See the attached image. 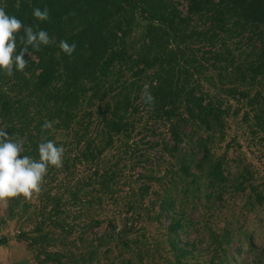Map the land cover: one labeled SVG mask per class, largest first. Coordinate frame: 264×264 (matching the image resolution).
<instances>
[{
	"label": "trees",
	"instance_id": "obj_1",
	"mask_svg": "<svg viewBox=\"0 0 264 264\" xmlns=\"http://www.w3.org/2000/svg\"><path fill=\"white\" fill-rule=\"evenodd\" d=\"M184 1L185 12L176 0H0L7 14L54 41L40 51L29 46L33 58L25 54L23 73L0 72V130L23 139L21 155L38 160L47 140L64 148L63 167L49 168L37 209L18 198L0 217L1 225L33 215L34 226L18 229L16 240L36 249L40 262L90 264L117 240L126 264H145L147 256L165 264H231L238 240L259 263L242 225L233 230L226 221L216 230L210 219L241 194L243 209L264 221V180L241 156H228L236 140H227L236 118L251 142L264 141V0ZM34 8H47L50 19L37 20ZM61 40L76 44L71 57L59 49ZM22 47L18 36L16 54ZM145 84L154 106L143 102ZM45 121L53 128L42 130ZM154 123L166 128L168 141L135 139L144 131L156 136ZM142 143L160 144L167 166L163 176L147 173L123 192L125 168L137 164ZM149 181L160 184L155 197ZM106 206L114 216L123 211L118 233ZM162 219L165 248L156 238L151 248L139 229ZM104 222L111 232L97 234ZM191 230L207 237L202 248L204 238L187 240ZM132 231L138 233L130 238ZM8 242L1 234L0 246Z\"/></svg>",
	"mask_w": 264,
	"mask_h": 264
},
{
	"label": "rangeland",
	"instance_id": "obj_2",
	"mask_svg": "<svg viewBox=\"0 0 264 264\" xmlns=\"http://www.w3.org/2000/svg\"><path fill=\"white\" fill-rule=\"evenodd\" d=\"M176 1L180 2L179 9L182 12H185L186 2L184 0ZM230 122L231 125L227 130V140H230L234 137L236 141L234 146L231 145L228 156L230 158L237 155L241 156L246 163L259 171V174L264 180V141L262 144H254L246 135V132H244L246 128L243 124H238L236 118L230 120ZM152 128L155 129L154 133H156V136H153V134L149 133L148 131H144L139 135L135 134V139L146 135L147 139L151 142L155 140L159 143L161 140H169V134L165 127L163 128L162 126L154 123L152 124ZM230 142H232V140ZM236 143L238 145H236ZM221 150L222 148H220L219 151ZM135 158L137 164H135L134 167H131L129 162L125 168L124 178H126V186H123V192L129 190L128 187L130 184L134 187H138L142 182L145 181V178L143 176H145L147 173H153L157 176H163L165 167L167 166L166 161L169 159L166 154H163L161 152L160 144L155 147H148L143 143L140 145ZM229 162L232 166L231 169L234 170L233 166L235 162H233L231 159H229ZM139 174H142V176H139ZM167 179H169V177L163 178V181ZM148 186H150V197H155V194L152 193L153 191L161 190L160 184L155 181H149ZM243 199V196L239 194L235 197L229 198L224 204L220 203L221 205L217 206L218 208L213 211L212 217L210 219L211 225L214 229L219 230V228L222 227L227 221L233 230L236 229L239 225H242L244 229L251 234L250 239L254 246L253 249L255 250L256 256L260 259L259 263L255 262L256 257L254 256V253L247 250L248 246L246 242L240 243L241 241L236 240L234 241V244H232V249L239 245L241 247V251L233 255V258H236L234 259L236 261H232L231 264H264V221L259 224L253 213L245 211L243 209ZM32 202L35 205V209H37L39 203L38 196H35L32 199ZM146 202L147 200H145V203ZM123 203L124 202H119L116 207H122ZM106 210H109L108 206L105 207V211ZM105 211H103L102 216H104ZM118 212L119 213L114 216L112 211L109 210L107 215H105L112 218V220H114L116 224V229L115 231L113 230L112 233H118V230L121 229L124 224L122 217L123 211L119 210ZM31 216L32 220H28L27 214L22 219H7L5 224L0 225V235H6L9 239V242L6 245L0 246V264H53L49 261L40 262L39 258L44 257L42 255H39L36 249L29 247L25 241L16 240L18 229L23 228L28 231L31 230V228L34 226L35 220L32 214ZM0 217H5V208L3 207H0ZM193 217L194 219H197L198 216L196 212L193 213ZM166 222L167 221L163 219L162 224H159L156 221H144V226H142L144 229H139V232H143L145 234V238L147 239V241H149L147 242V245L151 246V248L155 244V241L152 240L153 238H156L159 241V244L163 248H165L163 245H165L166 242L161 235V232L163 233L162 228L163 225L166 224ZM141 223H138L135 228H137ZM106 231L109 233L111 232L106 222L102 223L95 229V232H97V234H102ZM136 233L138 232L132 231L128 234V237L132 238L136 235ZM185 236L188 238V241L204 238V240L197 242L200 243L198 246H200L201 248L207 243L206 236L204 237L201 233H197L193 230L189 231V233ZM107 240L109 239L107 238ZM116 241H111V243H109L110 252L108 253V255H105V253H103L104 250L101 251L105 247H101L97 254L93 256L90 264H126V249L121 250V245L117 244ZM46 249L51 251L57 250L59 249V245L58 243L57 245H50L47 246ZM120 250L121 257L112 258L114 256H118V252ZM162 251L164 250L162 249ZM206 254L207 252H204L203 257L207 256ZM106 256H108V258ZM111 259H113V263L110 262ZM144 262L145 264H165L164 262H162V260H160V258H149L148 256L145 257Z\"/></svg>",
	"mask_w": 264,
	"mask_h": 264
},
{
	"label": "clouds",
	"instance_id": "obj_3",
	"mask_svg": "<svg viewBox=\"0 0 264 264\" xmlns=\"http://www.w3.org/2000/svg\"><path fill=\"white\" fill-rule=\"evenodd\" d=\"M32 15L41 22L50 19L47 8H34ZM21 32L23 35H20ZM18 36L23 47L20 53L16 54ZM53 43L47 31H34L33 26H26L17 17L7 14L4 7L0 6V72L8 77L14 75V70L23 73L29 65L24 59L25 54L33 58V53L28 51L29 46L34 51H40L42 47ZM58 47L66 56L71 57L76 44L61 40ZM142 99L149 106L155 105V97L148 84L143 87ZM52 128L51 121H45L42 125V130ZM23 144L22 138L14 140L5 130H0V207L5 209L11 200L23 198L25 201H31L38 196L49 168L63 167L64 148L58 147L54 141L47 140L38 145V160L21 155Z\"/></svg>",
	"mask_w": 264,
	"mask_h": 264
}]
</instances>
